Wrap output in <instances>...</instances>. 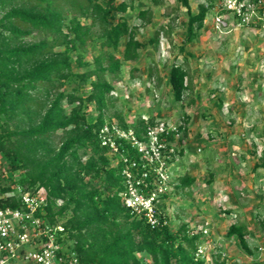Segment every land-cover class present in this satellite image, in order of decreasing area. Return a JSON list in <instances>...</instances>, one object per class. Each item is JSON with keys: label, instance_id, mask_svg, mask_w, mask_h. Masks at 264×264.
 Instances as JSON below:
<instances>
[{"label": "trees", "instance_id": "obj_1", "mask_svg": "<svg viewBox=\"0 0 264 264\" xmlns=\"http://www.w3.org/2000/svg\"><path fill=\"white\" fill-rule=\"evenodd\" d=\"M177 1L187 8L189 43L213 3H200L194 13L191 0ZM130 8L128 0H0V160L20 173L16 183L24 190H46L44 217L65 225L80 264H226L214 250L211 262L197 256L205 241L202 230L190 223L152 227L145 215L131 213L124 201L123 165L113 164L100 139L101 128L112 122L106 111L125 63L139 59L148 44L159 47V30L148 41L138 38V26L125 17ZM151 16L150 9L138 13L142 23L151 22ZM180 49L185 51L184 45ZM89 50L91 61L84 58ZM188 75L182 64H172L168 81L178 102L189 88ZM88 82L90 91H81ZM70 83L76 85L69 90ZM89 104L98 111L94 121L88 118ZM114 115L121 127L131 126L123 113ZM189 120L180 126L185 138ZM149 123L158 124L154 117L136 120L139 137ZM122 141L121 149L134 156L136 150ZM196 179L178 175L176 188L184 190ZM8 204L17 203L9 199ZM166 212L161 205L159 215L169 218ZM248 234L244 223H231L227 230V238L238 239L252 255ZM143 253L148 262L140 259Z\"/></svg>", "mask_w": 264, "mask_h": 264}, {"label": "rangeland", "instance_id": "obj_2", "mask_svg": "<svg viewBox=\"0 0 264 264\" xmlns=\"http://www.w3.org/2000/svg\"><path fill=\"white\" fill-rule=\"evenodd\" d=\"M128 2L131 8L125 13V17L132 25L138 26V38L148 41L159 30L160 42L158 48L148 44L147 48L141 50L139 59L125 63L124 76L116 82L115 90L109 98L106 111L108 118L115 122L114 114L121 112L131 127H134L136 120L144 116L146 119L154 117L158 124L179 123L181 119L185 121L189 116L187 125L193 136L190 140L197 139L202 143L201 152L196 154L195 158L198 160L192 159L194 163L189 158L184 161L180 156L183 165L177 168V172H181L180 175L189 174L197 179L192 186L178 190V180L173 177V190L171 189L164 202L167 203L165 205L167 215L172 220V229L188 222L194 230H202L205 241L202 245L206 247L205 254L210 262L215 254H221V259L227 260L226 264H264V205H259L258 210H252L251 207L254 212L240 213L238 219L237 216L227 213L228 210H233L234 202L237 201H254V204H258L254 197L240 201L234 193L236 187L228 181L231 167L235 169L232 173L234 175L239 170L242 177L253 174L252 163L236 165L240 162L239 155L232 153L242 151L238 150L241 147L249 153L254 150L253 144L256 142L239 127V134L242 136L246 133V138L230 137L225 143L224 133H229L230 129L228 122L221 118L223 114L220 105L224 101L223 106L227 108L234 99L236 106L231 111L234 116L238 114L234 111L245 106L248 116L246 120L251 119V116L258 118L259 127L256 131L261 135L257 139L260 144L258 155L259 158L264 157V32L241 27L233 29L232 26L223 29V23L220 26L223 33L216 30L218 26L214 17L218 10V1H215L216 6L208 12L197 38L186 43L189 15L187 8L177 0H163L159 5L153 4L151 0ZM204 2L209 3L208 0H191L193 12L197 13L198 5ZM142 9L151 10V22H141L138 13ZM125 41L126 37L123 43ZM182 45L185 51L180 49ZM97 50L101 51V48L98 47ZM84 58L91 61L93 52L87 51ZM173 63L182 64L189 73V88L185 91L182 102L175 100L168 81ZM134 67L138 70L134 72L135 77H131V69ZM107 78L112 80L110 75H107ZM75 85L76 83H70L66 88L70 90ZM90 89L88 82L81 91ZM241 95L249 100V105H244L239 98ZM252 101L258 104H253ZM86 109L89 121H94L98 114L97 109L93 104H89ZM245 123L247 124L246 121ZM212 124L217 127H212ZM234 125H237V122ZM201 136L203 139H199ZM182 139V144L189 142L187 137ZM189 144L192 145L193 142ZM223 151H227L228 155ZM226 156L228 159L225 161ZM260 161L263 162L264 158H260ZM229 162L234 165H219ZM191 163L193 165H190ZM262 195L264 198V189ZM235 221L250 227L247 239L254 251L252 255L242 249L238 239L227 238L228 227ZM139 257L143 262L150 260L146 253L139 254Z\"/></svg>", "mask_w": 264, "mask_h": 264}, {"label": "built area", "instance_id": "obj_3", "mask_svg": "<svg viewBox=\"0 0 264 264\" xmlns=\"http://www.w3.org/2000/svg\"><path fill=\"white\" fill-rule=\"evenodd\" d=\"M215 1H218L214 17L216 30L223 33L220 29L223 23V29L232 26L264 32V0H212L213 7ZM180 121L149 123L141 133L142 138L134 127L125 129L115 122H106L100 130V139L109 147L113 164L123 165L126 205L131 213L145 215L152 227L172 221L169 215V218L161 217L159 209L167 204L165 197L171 193L173 177L177 179L181 174L177 172V161L184 146L181 142L184 127L180 126L186 123L183 119ZM122 140L130 143L138 157L137 153L132 156L128 150L121 149ZM19 178L20 173L11 171L0 160V264H80L65 225L50 223L44 217L46 190H24L16 183ZM9 199L16 206L8 204ZM58 203L62 204L63 200L59 199ZM205 253L206 247L201 245L197 256L205 257Z\"/></svg>", "mask_w": 264, "mask_h": 264}, {"label": "crops", "instance_id": "obj_4", "mask_svg": "<svg viewBox=\"0 0 264 264\" xmlns=\"http://www.w3.org/2000/svg\"><path fill=\"white\" fill-rule=\"evenodd\" d=\"M239 98H241V101L244 103V105L250 104L249 100L247 101V99L242 97V95ZM236 100H238V99H236ZM252 103H253V101H252ZM223 104H224V101L222 104H220L221 108H222V114H223V117H221V118L228 122V128L230 129L229 133H227V134L224 133V136L226 137V138H224L225 143L228 142L230 137H233V138L239 137L242 139L246 138V133L244 135H242L244 137H242L239 134V131H238L239 127H240V129H242L241 131L245 130L247 132L248 137L254 139V141L256 142L253 144L254 150L253 151L250 150L249 153L247 151H245V148L242 149V147L238 149V150H242V151H236V153L235 152L232 153V154H238L239 155L240 162L236 165H240L241 163L243 165H251L250 162L253 165V166H251V170H252L253 174L251 176H247V177L246 176L242 177V174H241L242 172L240 170L237 171L238 173H236V175L232 174L235 170L234 167H231V169H229L230 174H229L228 181L230 182V184H232L234 187H236V190L234 191V193H236L235 196L238 199H240V201H242L241 199H244V198L254 197L257 199L256 202L258 203V204H254L255 203L254 201H246V200L242 201L241 203L240 202L238 203V201L234 202L233 210L232 211L228 210L227 213H229V215L232 214L235 217L237 216V219H238L240 217V216H238V215H240V213H243V212L252 213V212H254L252 210H255V209L258 210L260 208V207H258L259 205H261V206L264 205V200H263L264 198L262 195L263 189H264V161L263 162L260 161V158L263 159L264 157L262 156L259 158V155H258V148L260 147V144L258 143L257 139H259V137L261 136L260 134L258 135V133L256 131V129H258V127H259L258 118H254L251 116V119L246 120V117H248V116L246 115L247 109L245 108V106H243L241 109L234 111L235 113H238L237 116H234L233 113H231V111H233L232 109H234L236 106L234 99L232 101H230V104L228 105L229 107H227V108L224 107ZM253 104H256V101H254ZM239 112H240V114H239ZM245 121L247 122V124L245 123ZM236 122H237L238 126L234 125V123H236ZM213 126L217 127V125H215V124H212V127ZM231 128H233V129H231ZM191 137H193V136H191L190 131L188 129L187 139L189 138V142L184 144L183 149L180 153V156L183 160L187 159V158L192 160L193 158L196 157L197 152H201V151H199V148H201L200 146L202 145V143H200L199 140H197V139H195V141H193L192 139L190 140ZM201 137L202 138H199V139H203V136H201ZM191 142H193L192 145L189 144ZM241 142L243 144H245L244 140H242ZM243 144H241V145H243ZM231 145H232V147L234 146V148L236 147L235 144H231ZM212 153H214V152L212 151ZM223 153L228 155L227 151H223ZM227 159H228V156L225 157V161ZM194 160H198V159L195 158ZM194 160H192L193 163H194ZM193 163H191L190 165H193ZM212 164L215 165V163H212ZM177 165L178 166L183 165V163L180 159H178ZM219 165H234V163H232V164L230 162L229 163H219ZM237 167H239V166H237ZM224 168H226V167L224 166ZM259 200H261V201H259ZM251 207H252V210H251ZM236 222L237 221H235L233 223H236ZM248 229L250 231V227ZM251 234H252V232H251Z\"/></svg>", "mask_w": 264, "mask_h": 264}]
</instances>
